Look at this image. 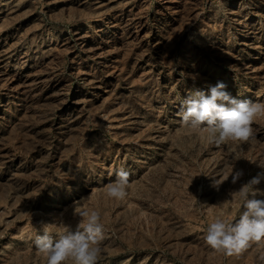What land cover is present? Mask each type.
Listing matches in <instances>:
<instances>
[{
  "label": "rangeland",
  "instance_id": "1",
  "mask_svg": "<svg viewBox=\"0 0 264 264\" xmlns=\"http://www.w3.org/2000/svg\"><path fill=\"white\" fill-rule=\"evenodd\" d=\"M218 82L264 103V0H0V264H46L35 236L75 228L81 198L105 225L98 264H264V241L229 256L204 240L264 162V115L219 146L181 125ZM120 169L123 201L106 192Z\"/></svg>",
  "mask_w": 264,
  "mask_h": 264
},
{
  "label": "clouds",
  "instance_id": "2",
  "mask_svg": "<svg viewBox=\"0 0 264 264\" xmlns=\"http://www.w3.org/2000/svg\"><path fill=\"white\" fill-rule=\"evenodd\" d=\"M226 85L218 82L207 90H194L183 101L178 113L183 127L207 133L215 145L229 142H248L254 138L252 124L257 116L264 115V103L247 99H237L226 90ZM261 169L255 177L230 193L239 201L241 211L235 222L219 216L211 222L204 234L208 246L226 255L240 254L264 241V190L255 186L264 181V162L256 163ZM242 171L230 173L223 178L213 177V186L219 188L231 176L236 184ZM130 173L124 169L116 172V179L106 185L110 198L123 201L130 185ZM212 177V176H211ZM87 198L73 204V215L79 218L75 228L59 221L56 228L43 225V234L34 238L35 249L45 259L46 264H98L102 258V242L105 239V225L101 212L84 206ZM55 231V236L52 232ZM260 260L264 262V254Z\"/></svg>",
  "mask_w": 264,
  "mask_h": 264
},
{
  "label": "bare ground",
  "instance_id": "3",
  "mask_svg": "<svg viewBox=\"0 0 264 264\" xmlns=\"http://www.w3.org/2000/svg\"><path fill=\"white\" fill-rule=\"evenodd\" d=\"M104 1H106V0H104ZM80 33V32H79ZM76 39V38H75ZM85 40V39H84Z\"/></svg>",
  "mask_w": 264,
  "mask_h": 264
}]
</instances>
